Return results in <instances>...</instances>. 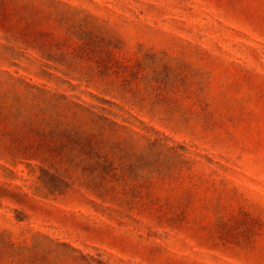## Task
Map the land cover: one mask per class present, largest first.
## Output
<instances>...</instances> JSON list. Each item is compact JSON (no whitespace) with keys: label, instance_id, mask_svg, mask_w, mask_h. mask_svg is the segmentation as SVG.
Returning <instances> with one entry per match:
<instances>
[{"label":"rangeland","instance_id":"374dc122","mask_svg":"<svg viewBox=\"0 0 264 264\" xmlns=\"http://www.w3.org/2000/svg\"><path fill=\"white\" fill-rule=\"evenodd\" d=\"M2 1L45 48L0 27V264H264V0ZM63 96L121 146L63 152Z\"/></svg>","mask_w":264,"mask_h":264},{"label":"trees","instance_id":"16d2710c","mask_svg":"<svg viewBox=\"0 0 264 264\" xmlns=\"http://www.w3.org/2000/svg\"><path fill=\"white\" fill-rule=\"evenodd\" d=\"M0 27L7 28L12 34L15 42H19L25 47H31L42 52L45 45L42 37L45 32L40 27V15L38 12H27L24 9L10 8L6 2H0ZM87 46V44H86ZM21 55H23L21 53ZM42 57H45V55ZM56 65L64 66L66 58L47 57ZM43 67L48 68L44 65ZM43 73L53 77L48 71ZM91 76L92 75H88ZM93 78V77H92ZM45 93V91H40ZM65 103L60 105L62 109L56 115L59 126L55 129L63 152H75L80 156L92 153H103L108 148L120 147V139L117 138L119 130L124 128L109 117L99 114L92 107H87L81 103L70 102L63 96ZM105 111L104 109H101ZM40 111V110H39ZM41 114V115H40ZM33 120L45 121V112L32 116ZM31 119V120H32ZM38 128L33 129L38 135ZM43 146V145H40Z\"/></svg>","mask_w":264,"mask_h":264}]
</instances>
